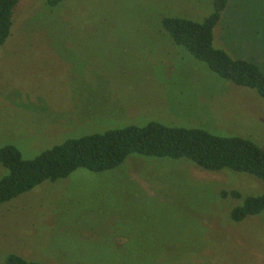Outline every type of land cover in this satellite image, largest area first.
I'll use <instances>...</instances> for the list:
<instances>
[{"label":"rangeland","instance_id":"obj_1","mask_svg":"<svg viewBox=\"0 0 264 264\" xmlns=\"http://www.w3.org/2000/svg\"><path fill=\"white\" fill-rule=\"evenodd\" d=\"M211 0H19L0 45V147L23 159L150 121L241 136L264 149V98L174 43L164 17L202 21ZM213 46L264 72V0H227ZM8 170L0 164V178ZM223 190H236L240 197ZM264 181L186 158L128 155L79 167L0 204V264H264V210L230 218Z\"/></svg>","mask_w":264,"mask_h":264},{"label":"trees","instance_id":"obj_2","mask_svg":"<svg viewBox=\"0 0 264 264\" xmlns=\"http://www.w3.org/2000/svg\"><path fill=\"white\" fill-rule=\"evenodd\" d=\"M63 0H46L50 7ZM19 0H0V45L10 34L13 9ZM212 11L202 21L181 17L161 20L174 43L183 46L195 59L221 78L254 89L264 98V72L252 61L231 57L213 46V28L227 0H211ZM186 158L208 170L229 168L264 181V149L241 136H219L202 128L174 127L157 121L143 126L129 125L66 139L35 156L23 159L14 145L0 147V164L8 173L0 178V204L29 191L44 180L54 181L79 167L104 171L118 166L128 155ZM223 197H240L236 190L221 192ZM264 210V193L245 197L233 207L230 218L240 222ZM5 264H45L10 254Z\"/></svg>","mask_w":264,"mask_h":264}]
</instances>
